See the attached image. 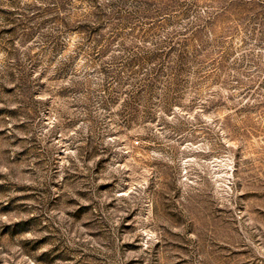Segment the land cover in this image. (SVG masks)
<instances>
[{"label":"rangeland","instance_id":"obj_1","mask_svg":"<svg viewBox=\"0 0 264 264\" xmlns=\"http://www.w3.org/2000/svg\"><path fill=\"white\" fill-rule=\"evenodd\" d=\"M0 264H264V0H0Z\"/></svg>","mask_w":264,"mask_h":264}]
</instances>
